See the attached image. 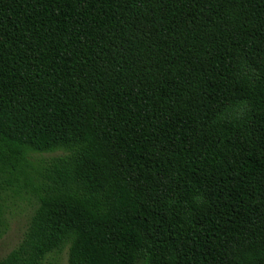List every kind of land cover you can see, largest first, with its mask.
<instances>
[{"label":"trees","instance_id":"obj_1","mask_svg":"<svg viewBox=\"0 0 264 264\" xmlns=\"http://www.w3.org/2000/svg\"><path fill=\"white\" fill-rule=\"evenodd\" d=\"M23 193L0 264H264V0H0V239Z\"/></svg>","mask_w":264,"mask_h":264},{"label":"rangeland","instance_id":"obj_2","mask_svg":"<svg viewBox=\"0 0 264 264\" xmlns=\"http://www.w3.org/2000/svg\"><path fill=\"white\" fill-rule=\"evenodd\" d=\"M58 153L35 155L36 160H48ZM35 207V199L29 194L4 196L3 215L7 221V231L0 239V259L4 257L22 238ZM68 246L46 258L43 264H68Z\"/></svg>","mask_w":264,"mask_h":264}]
</instances>
